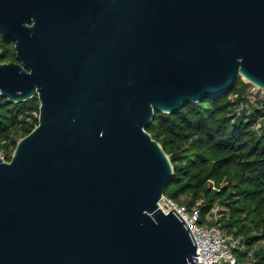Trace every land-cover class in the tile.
<instances>
[{
  "label": "water",
  "instance_id": "obj_1",
  "mask_svg": "<svg viewBox=\"0 0 264 264\" xmlns=\"http://www.w3.org/2000/svg\"><path fill=\"white\" fill-rule=\"evenodd\" d=\"M0 32V95L40 100L0 158V264H205L147 128L239 74L264 88V0H0Z\"/></svg>",
  "mask_w": 264,
  "mask_h": 264
},
{
  "label": "trees",
  "instance_id": "obj_2",
  "mask_svg": "<svg viewBox=\"0 0 264 264\" xmlns=\"http://www.w3.org/2000/svg\"><path fill=\"white\" fill-rule=\"evenodd\" d=\"M1 33V32H0ZM2 62L18 61L14 40L0 34ZM252 83L239 74L231 88L179 110L157 111L147 130L169 154L174 175L164 194L189 207L202 219L218 213L230 234L243 236L246 249H236L241 263L253 250L255 264H264V98L251 112L238 110L249 101ZM40 100L10 101L0 95V149L9 159L19 140L39 124ZM228 264V263H222Z\"/></svg>",
  "mask_w": 264,
  "mask_h": 264
},
{
  "label": "built area",
  "instance_id": "obj_3",
  "mask_svg": "<svg viewBox=\"0 0 264 264\" xmlns=\"http://www.w3.org/2000/svg\"><path fill=\"white\" fill-rule=\"evenodd\" d=\"M248 97V102H241L238 107L239 111L247 109V113H250L252 110L251 104H255L257 99L264 98V88L252 83ZM263 125L264 118L262 117L258 119L256 128L260 129ZM0 158L10 160L2 149H0ZM159 204L166 212L175 206L191 229L197 244V252L200 254V260L205 261V264H255L256 258L253 255V250L249 251L250 259L246 263L239 262L236 249H246L248 248L247 244L243 236L230 234L221 226L218 221L217 209H215L214 215L208 216L207 220L203 221L201 210L197 205L189 207L187 204L179 203L166 194L163 195Z\"/></svg>",
  "mask_w": 264,
  "mask_h": 264
},
{
  "label": "flooded vegetation",
  "instance_id": "obj_4",
  "mask_svg": "<svg viewBox=\"0 0 264 264\" xmlns=\"http://www.w3.org/2000/svg\"><path fill=\"white\" fill-rule=\"evenodd\" d=\"M1 34V33H0ZM1 43V42H0ZM3 44L1 43V46H2ZM14 47H15V42H14Z\"/></svg>",
  "mask_w": 264,
  "mask_h": 264
},
{
  "label": "rangeland",
  "instance_id": "obj_5",
  "mask_svg": "<svg viewBox=\"0 0 264 264\" xmlns=\"http://www.w3.org/2000/svg\"><path fill=\"white\" fill-rule=\"evenodd\" d=\"M244 78V77H243ZM246 80V78H244Z\"/></svg>",
  "mask_w": 264,
  "mask_h": 264
}]
</instances>
